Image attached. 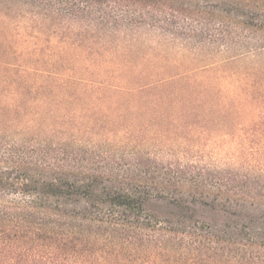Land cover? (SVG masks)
<instances>
[{"label":"rangeland","instance_id":"1","mask_svg":"<svg viewBox=\"0 0 264 264\" xmlns=\"http://www.w3.org/2000/svg\"><path fill=\"white\" fill-rule=\"evenodd\" d=\"M202 4L201 35L169 54L173 76L128 97L99 90L109 79L86 59L94 54L57 51L63 36L92 32L41 27L0 6L20 24L0 26L13 36L9 50L0 45V139L44 137L145 182L146 212L177 231L157 235L145 264H264L241 231L264 239V0ZM39 31L56 40L28 55Z\"/></svg>","mask_w":264,"mask_h":264},{"label":"trees","instance_id":"2","mask_svg":"<svg viewBox=\"0 0 264 264\" xmlns=\"http://www.w3.org/2000/svg\"><path fill=\"white\" fill-rule=\"evenodd\" d=\"M0 6L28 12L41 27L92 32L63 36L68 45L57 51L73 47L78 60L82 52L94 54L84 58L109 79L99 90L126 97L164 86L173 76H166L170 52L201 35L195 24L204 12L202 0H0ZM9 18L0 9V26L17 29ZM50 38L39 31L24 51L38 55L43 43L56 40ZM12 43V35L0 37L6 50ZM48 140L0 139V264H145L157 235L177 232L146 212L145 182L84 162ZM241 231L251 237L252 257L264 260V239Z\"/></svg>","mask_w":264,"mask_h":264}]
</instances>
